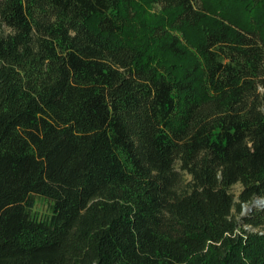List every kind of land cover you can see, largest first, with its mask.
Masks as SVG:
<instances>
[{"label":"trees","instance_id":"obj_1","mask_svg":"<svg viewBox=\"0 0 264 264\" xmlns=\"http://www.w3.org/2000/svg\"><path fill=\"white\" fill-rule=\"evenodd\" d=\"M256 199L264 0H0V264H264Z\"/></svg>","mask_w":264,"mask_h":264},{"label":"rangeland","instance_id":"obj_2","mask_svg":"<svg viewBox=\"0 0 264 264\" xmlns=\"http://www.w3.org/2000/svg\"><path fill=\"white\" fill-rule=\"evenodd\" d=\"M241 188L242 186L240 184H237L232 188V191L237 197V200ZM33 212L35 213L36 216L44 218L51 213V203L47 199L38 196L36 197V205L33 209Z\"/></svg>","mask_w":264,"mask_h":264},{"label":"water","instance_id":"obj_3","mask_svg":"<svg viewBox=\"0 0 264 264\" xmlns=\"http://www.w3.org/2000/svg\"><path fill=\"white\" fill-rule=\"evenodd\" d=\"M255 205L264 206V199H256V201L254 202V204L252 206L245 205L244 206V213H247Z\"/></svg>","mask_w":264,"mask_h":264}]
</instances>
